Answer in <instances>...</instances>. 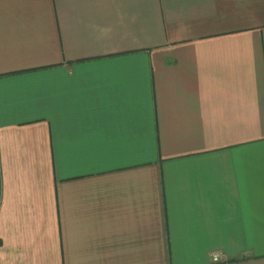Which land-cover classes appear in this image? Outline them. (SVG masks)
<instances>
[{"label": "crops", "instance_id": "crops-1", "mask_svg": "<svg viewBox=\"0 0 264 264\" xmlns=\"http://www.w3.org/2000/svg\"><path fill=\"white\" fill-rule=\"evenodd\" d=\"M0 264H264V0H0Z\"/></svg>", "mask_w": 264, "mask_h": 264}, {"label": "built area", "instance_id": "built-area-1", "mask_svg": "<svg viewBox=\"0 0 264 264\" xmlns=\"http://www.w3.org/2000/svg\"><path fill=\"white\" fill-rule=\"evenodd\" d=\"M212 261L213 262H219V261H221V256L219 254H213L212 255Z\"/></svg>", "mask_w": 264, "mask_h": 264}]
</instances>
